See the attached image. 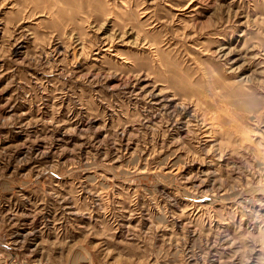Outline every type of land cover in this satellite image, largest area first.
I'll return each mask as SVG.
<instances>
[{
	"label": "rangeland",
	"instance_id": "obj_1",
	"mask_svg": "<svg viewBox=\"0 0 264 264\" xmlns=\"http://www.w3.org/2000/svg\"><path fill=\"white\" fill-rule=\"evenodd\" d=\"M0 264H264V0H0Z\"/></svg>",
	"mask_w": 264,
	"mask_h": 264
}]
</instances>
